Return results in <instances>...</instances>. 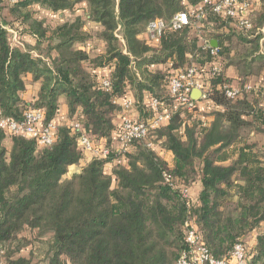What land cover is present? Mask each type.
Returning <instances> with one entry per match:
<instances>
[{
	"label": "trees",
	"instance_id": "16d2710c",
	"mask_svg": "<svg viewBox=\"0 0 264 264\" xmlns=\"http://www.w3.org/2000/svg\"><path fill=\"white\" fill-rule=\"evenodd\" d=\"M251 1L249 31L208 5L198 25L152 41L151 22L170 25L203 0H0V109L18 121L39 111L42 124L58 126L48 147L0 130V264H178L188 222L217 260L258 233L248 264H264V144L253 140L264 136V0ZM82 7L72 22L41 18ZM10 29L36 45L15 44ZM213 40L215 54L205 43ZM97 43L104 51L92 56L85 47ZM192 67L207 97L189 111L170 82ZM62 99L67 121L58 124ZM162 113L170 120L153 127ZM126 120L149 126V137L123 143ZM83 136L109 154L83 150Z\"/></svg>",
	"mask_w": 264,
	"mask_h": 264
},
{
	"label": "built area",
	"instance_id": "2783aa9c",
	"mask_svg": "<svg viewBox=\"0 0 264 264\" xmlns=\"http://www.w3.org/2000/svg\"><path fill=\"white\" fill-rule=\"evenodd\" d=\"M10 5L16 4L19 1L25 0H6ZM208 5H211L214 12L217 14H226L227 16L234 18L237 21V26L241 30L249 31L253 28V25L249 19V14L252 7L251 0H203L198 6L197 10H189L177 14L168 25L164 20L157 19L150 23L148 27V35L152 41L160 39L163 32L170 28L174 31L183 30L185 27L193 24L198 25L200 19L204 15V9ZM206 47L212 49V53L218 52V49L211 47V44L206 41ZM220 72L219 68L214 69V73ZM198 68L192 67L188 71L176 75L170 82L171 94L178 97L179 102L185 106L189 111L195 107V100L193 98L194 91L201 92L200 99H206L204 86L198 81ZM103 87L105 89L111 88L109 80L103 81ZM248 89H253L251 86ZM229 97H234L238 94L239 90H231L228 87H224ZM125 109H131L133 102L127 100L123 103ZM152 106L155 110L159 108L158 100H154ZM43 114L39 111H29L24 114L21 121H18L12 117H6L3 115L0 109V130L9 135L20 137H31L38 140L42 147L52 146L55 142V135L58 130V126L55 123L42 124ZM170 120V114L162 113L158 114L153 120L152 126L159 127L166 121ZM79 127V125H76ZM149 137V126L143 123H134L130 120H126L124 123V134L121 137V141L125 144H129L134 140H145ZM79 146L91 153H95L100 156H107L108 150L98 152L92 141L83 136L79 141ZM151 146V144H150ZM187 196V191L184 192ZM186 242L189 249L184 252L179 260L178 264H248V257L250 247L246 243H238L231 253L230 259L217 260L210 253L209 249L205 246L201 235L198 233L196 226L192 222L186 224Z\"/></svg>",
	"mask_w": 264,
	"mask_h": 264
},
{
	"label": "crops",
	"instance_id": "0c3cea01",
	"mask_svg": "<svg viewBox=\"0 0 264 264\" xmlns=\"http://www.w3.org/2000/svg\"><path fill=\"white\" fill-rule=\"evenodd\" d=\"M198 6L194 8V10H197ZM45 15L46 17H49L51 18V16H54L52 14V12H46V11H41V18H44L42 15ZM79 15H85V9L82 7V9H78L76 10L75 12H65V13H61L59 14V19L57 20L56 23H59V24H63V23H67V22H72L76 17H78ZM68 16H72L74 19H72L71 21H69V18ZM64 17V18H63ZM47 24H48V21H46ZM55 23V24H56ZM52 26V25H50ZM87 30H90L91 32H98L100 31V27L98 25H95V24H89L87 27ZM11 30V29H10ZM13 31V30H12ZM11 31V32H12ZM14 34L13 36V42L16 43L17 45H20L21 47H24L26 44L28 45H36V39L30 35H23L21 33H17L15 31L12 32ZM96 45V46H95ZM77 48H81L83 49L85 46L83 44H78L76 46ZM98 47V48H97ZM85 48H87L91 55L92 56H95L96 54L100 53L102 50L104 51V48L102 46L101 43H97V44H94L93 46H86ZM157 69H162V66H158ZM108 69H98V72L99 73H102V74H107ZM228 75L229 77H231L232 79H235L234 81V85L235 87H238V81H236V79H238V72L234 69V68H230L228 70ZM261 80V78L259 77H254L252 79V83H259ZM40 87V83H36V84H31L29 86V90L28 92H26L23 96V98L26 100V101H33L34 100V97L37 95V92H38V89ZM194 99H198L200 97V91L196 90L194 91L193 95ZM67 113H68V109H67V105H66V101L65 99H62L61 100V110H60V117L57 119V122L58 124L62 123V122H65L67 121ZM127 116L128 118L132 119V120H137L138 119V113L136 111H131L129 113H127ZM254 141H257V142H260L262 144H264V136H256L253 138ZM163 156H166L168 158H170V156L167 154V153H164ZM81 167L82 166H79V167H73L72 169L74 168H80L81 170ZM80 170L78 171H74V172H80ZM72 172V173H74ZM201 192V185L199 183H196L195 185L192 186L191 188V194H192V197L194 198V200H196L199 196ZM257 234L258 233H253L251 236H250V241L248 244H250V246H252L255 242V239L257 237Z\"/></svg>",
	"mask_w": 264,
	"mask_h": 264
},
{
	"label": "rangeland",
	"instance_id": "374dc122",
	"mask_svg": "<svg viewBox=\"0 0 264 264\" xmlns=\"http://www.w3.org/2000/svg\"><path fill=\"white\" fill-rule=\"evenodd\" d=\"M43 17H44V19L46 20V21H48V25H53V24H55L56 22H57V17H54V16H51V18H49V17H46L44 14L42 15ZM64 18V17H63ZM68 18H69V21H71L72 19H74L72 16H68ZM13 31H15V32H17V33H19L18 31H16V30H14V29H12ZM12 30H10V32L12 31ZM12 31V32H13ZM11 32V33H12ZM12 35L14 36V34L12 33ZM16 44V43H15ZM78 170H80V168H74V169H72L71 170V173L72 172H74V171H78ZM250 241V240H249Z\"/></svg>",
	"mask_w": 264,
	"mask_h": 264
},
{
	"label": "water",
	"instance_id": "95a60500",
	"mask_svg": "<svg viewBox=\"0 0 264 264\" xmlns=\"http://www.w3.org/2000/svg\"><path fill=\"white\" fill-rule=\"evenodd\" d=\"M211 47L214 48V49H217L219 47L218 42L216 40L211 41ZM200 95H201V92H200ZM196 100H199V98L196 99Z\"/></svg>",
	"mask_w": 264,
	"mask_h": 264
}]
</instances>
